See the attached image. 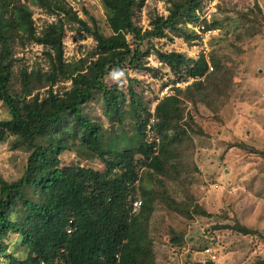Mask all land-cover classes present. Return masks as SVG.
Returning a JSON list of instances; mask_svg holds the SVG:
<instances>
[{"label": "trees", "instance_id": "1", "mask_svg": "<svg viewBox=\"0 0 264 264\" xmlns=\"http://www.w3.org/2000/svg\"><path fill=\"white\" fill-rule=\"evenodd\" d=\"M145 1L101 0L107 35L95 18H81L66 0H35L53 18L40 30L26 1L0 0V102L9 115L0 120V144L13 138L11 149L29 154L20 178L8 181L0 173V264H161L156 249L167 243L180 253L197 217L228 221H218L212 231L264 241V230L230 215L231 206L220 215L210 211L194 188L201 173L195 137L213 138L196 117L199 107L222 122L239 87L233 57L244 53L248 39L264 34L262 8L253 0L252 7L236 12L232 56L213 52L209 59L204 54L193 59L161 51L154 42L172 41V34L201 44L188 24L200 23L197 12L205 0H161L168 14L153 10L144 29L138 20ZM202 23L206 30L220 26L217 20ZM69 29L94 44L73 62L65 58ZM31 45L42 47L43 64L29 68L18 54ZM153 55L178 78L151 111L139 90L141 80L130 73L156 77L158 68L147 62ZM117 68L124 70L122 84L109 75ZM94 99L103 102L122 139L110 137L103 123L86 115ZM231 147L264 157V150L242 142L228 143ZM71 155L75 162L68 161ZM135 201H141L137 213ZM170 216L181 218L183 226L170 224ZM14 235L26 250L24 258L8 252ZM188 257V264H207ZM247 264H264V256Z\"/></svg>", "mask_w": 264, "mask_h": 264}, {"label": "rangeland", "instance_id": "2", "mask_svg": "<svg viewBox=\"0 0 264 264\" xmlns=\"http://www.w3.org/2000/svg\"><path fill=\"white\" fill-rule=\"evenodd\" d=\"M24 1L33 11V17L39 30L46 21H53L52 17L47 16L36 5L35 0ZM66 1L79 13L81 18L93 17L107 35L111 33L101 3H97L96 0ZM214 2L215 6L211 9V21L217 20L220 26L210 35L206 46L196 41L189 43L182 37L170 34L172 41L169 39L156 40L155 47L161 51L181 52L193 59L200 57L203 47L207 48L210 55L214 52L232 56L233 44L236 43L234 33L237 29L236 23H238L236 12L246 11L247 7L253 6L254 1L205 0L206 5ZM258 3L264 15V0H258ZM205 7L208 6L204 5ZM153 10L161 15L168 14L167 5L163 1L146 0L138 20L144 29L149 27V14ZM64 44L65 58L68 62L77 61L86 56L94 45L87 35L71 29L67 31ZM42 54L41 46L31 45L19 51L18 58H22L26 66L31 68L37 63L43 64ZM233 58L237 60L238 70L235 78L239 82V87L223 110L222 122L213 119L204 106L199 107L200 113L196 116L198 120H201V125L205 126V130L208 128L211 132L213 131V138L195 137L199 147L197 162L201 173L196 178L194 188L200 202L206 201L210 211L220 215L226 205L231 206L230 215L234 213L246 223L264 230V157L261 154H252L248 150L240 151L237 147L227 149L228 143L242 142L257 150H264V34L252 40L248 39L244 44V53L234 55ZM147 62L150 66L158 68L156 77L148 73L137 72H131L130 75L141 80L142 85L139 90L143 91L145 101L150 103V110L153 111L159 99L170 92L168 89L173 86L178 77L168 67L163 66L155 55L151 56ZM179 86L185 87L183 83ZM98 99L86 105V115L92 120L103 123L110 137L116 136L122 139L119 127L110 126L104 112L103 102ZM189 108L192 110L191 105ZM192 113L197 115L195 112ZM8 116L7 108L0 102V120L7 119ZM128 122V129L131 130ZM12 140L13 138H9L0 144V173L8 181H14L22 176L29 155L24 150H12ZM76 160L75 155H71L68 161L75 162ZM84 165L88 164L84 163ZM95 166L104 169L99 163ZM215 186L218 188L215 189ZM169 219L173 226H183L181 218L170 216ZM218 221L228 222L218 218L208 220L197 217L192 225L193 228L191 227L187 232L188 243L180 253H172L167 243L156 249L159 263L188 264V254L193 263L200 261L208 263V257L203 254L207 246H213L217 251L218 264H247L258 256H264L263 240L257 242L253 238L237 237L229 231H212V226ZM167 238H165L166 241ZM253 242L258 244H253ZM8 252L20 258L26 256V250L16 235L10 238Z\"/></svg>", "mask_w": 264, "mask_h": 264}, {"label": "built area", "instance_id": "3", "mask_svg": "<svg viewBox=\"0 0 264 264\" xmlns=\"http://www.w3.org/2000/svg\"><path fill=\"white\" fill-rule=\"evenodd\" d=\"M215 1V0H214ZM97 3H101V0H96ZM208 7H205L203 11H198L197 14L200 17V23L197 25H193V24H188V28L192 29L196 34H198L201 37V41L203 46H206L208 43V39L210 37V35L212 33H214V30H206V26L202 23L203 20H207L208 22H211V13H212V8H214L215 6V2L214 3H210V5H206ZM207 8V10H206ZM206 10V11H205ZM202 54L205 55V57L207 59H209V53L207 48L205 49V47L202 48ZM213 68L210 67V71H212ZM179 86V84H177ZM186 85V84H184ZM154 124V120H151V125ZM148 130L151 134H153L154 132L150 131V127H148ZM216 188H218L217 186H215ZM141 207V201H135L133 203V213H137L139 211ZM203 254L206 255L208 257V263H212V264H218L219 260H218V254L217 251L213 248V246H207L204 250H203Z\"/></svg>", "mask_w": 264, "mask_h": 264}, {"label": "clouds", "instance_id": "4", "mask_svg": "<svg viewBox=\"0 0 264 264\" xmlns=\"http://www.w3.org/2000/svg\"><path fill=\"white\" fill-rule=\"evenodd\" d=\"M111 79L117 81L118 83H123L124 70L123 69H114L110 74Z\"/></svg>", "mask_w": 264, "mask_h": 264}, {"label": "water", "instance_id": "5", "mask_svg": "<svg viewBox=\"0 0 264 264\" xmlns=\"http://www.w3.org/2000/svg\"><path fill=\"white\" fill-rule=\"evenodd\" d=\"M207 264H212V263H207Z\"/></svg>", "mask_w": 264, "mask_h": 264}]
</instances>
